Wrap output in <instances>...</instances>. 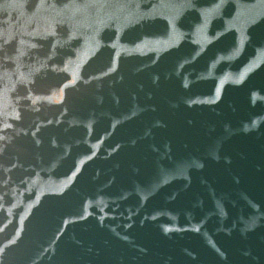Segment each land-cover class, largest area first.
Returning a JSON list of instances; mask_svg holds the SVG:
<instances>
[{"label": "water", "instance_id": "95a60500", "mask_svg": "<svg viewBox=\"0 0 264 264\" xmlns=\"http://www.w3.org/2000/svg\"><path fill=\"white\" fill-rule=\"evenodd\" d=\"M0 264H264V0H0Z\"/></svg>", "mask_w": 264, "mask_h": 264}]
</instances>
